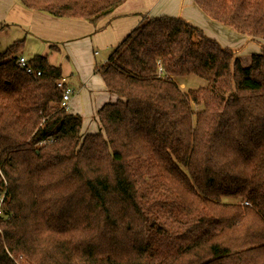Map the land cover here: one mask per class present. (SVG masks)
Listing matches in <instances>:
<instances>
[{"label":"trees","instance_id":"16d2710c","mask_svg":"<svg viewBox=\"0 0 264 264\" xmlns=\"http://www.w3.org/2000/svg\"><path fill=\"white\" fill-rule=\"evenodd\" d=\"M18 1L94 25L125 2ZM193 2L264 41V0ZM23 46L0 53V264H264V48L245 66L180 17H145L95 69L118 100L84 136L61 68L35 56L27 74Z\"/></svg>","mask_w":264,"mask_h":264},{"label":"crops","instance_id":"0c3cea01","mask_svg":"<svg viewBox=\"0 0 264 264\" xmlns=\"http://www.w3.org/2000/svg\"><path fill=\"white\" fill-rule=\"evenodd\" d=\"M156 16L180 17L201 27L213 39L214 36L206 32L204 23L214 33H221L220 25H212L193 0H125L96 25L85 19H62L28 10L18 0H0V37L12 38L6 50L15 42L24 41L18 58L22 56L30 60L42 56L50 65L61 68L64 84L72 90L66 103L67 110L82 116V135L86 136L100 130L98 111L105 104L118 100L108 92L102 77L95 73V69L109 58L98 60L99 52L113 51L145 17ZM199 20L203 24H198ZM225 32L231 37H242ZM244 41L247 42V37ZM26 48L28 57L23 53Z\"/></svg>","mask_w":264,"mask_h":264},{"label":"rangeland","instance_id":"374dc122","mask_svg":"<svg viewBox=\"0 0 264 264\" xmlns=\"http://www.w3.org/2000/svg\"><path fill=\"white\" fill-rule=\"evenodd\" d=\"M202 15L205 18L207 17L203 13H202ZM206 19H208V21H210V23H212V25L217 26V24L212 22L209 18H206ZM198 24L201 25V24H203V22L199 20ZM203 26H204L206 32L208 34L214 36L215 40H217L222 46H225V47L229 46L231 48L232 47L235 48L233 51L236 53V57H238L241 60V63L244 64L245 66L250 64L251 58L254 54L260 53L262 48H264V41L263 40L253 39V38H250L248 36L240 35V34L234 32L233 30L228 29L226 27H223L221 25L219 26V27H221V30H220L221 33L220 34L214 33L211 30L212 28L207 26L206 23H204ZM214 29H216V28H214ZM224 29L226 31L231 32V33H236L238 36H242V37H235V36L231 37L229 35H226L225 34L226 32ZM202 30H204V29H202ZM245 37H247V42L244 41ZM10 42H12V38L7 39L4 37H0V53L4 52L6 50L5 48H7V44L8 43L10 44ZM26 50H27V48L25 49V51L23 53L26 57H28L30 55H28V52ZM111 52H112L111 49H108L105 51H100L99 52L100 56L98 57V60H104V58L109 57ZM178 83L184 91H188L189 89H193V88H196L199 86H205V81L198 79V78H195V77H189V78L184 80V83H182V82H178ZM224 201L235 202V200H228V199H225Z\"/></svg>","mask_w":264,"mask_h":264},{"label":"built area","instance_id":"2783aa9c","mask_svg":"<svg viewBox=\"0 0 264 264\" xmlns=\"http://www.w3.org/2000/svg\"><path fill=\"white\" fill-rule=\"evenodd\" d=\"M97 54V53H96ZM29 60H27L25 57H19L16 61L17 67L20 68L21 70L25 71L29 75H34V76H40L41 72H35L34 69L29 65L28 63ZM160 69H159V74H160ZM57 87L59 89H62L63 92V104L66 105V103L69 102L71 95H72V90L69 89L68 87L65 86L64 80L62 79L57 83ZM42 145V144H41ZM0 177H2L4 185L0 189V217L3 215V207L7 202V184L6 181L4 180V177L0 171Z\"/></svg>","mask_w":264,"mask_h":264}]
</instances>
